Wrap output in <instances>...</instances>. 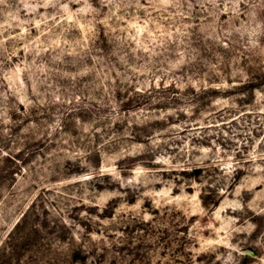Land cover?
Returning <instances> with one entry per match:
<instances>
[{"label": "rangeland", "instance_id": "1", "mask_svg": "<svg viewBox=\"0 0 264 264\" xmlns=\"http://www.w3.org/2000/svg\"><path fill=\"white\" fill-rule=\"evenodd\" d=\"M0 264H264V0H0Z\"/></svg>", "mask_w": 264, "mask_h": 264}, {"label": "trees", "instance_id": "2", "mask_svg": "<svg viewBox=\"0 0 264 264\" xmlns=\"http://www.w3.org/2000/svg\"><path fill=\"white\" fill-rule=\"evenodd\" d=\"M197 171H199V170H197ZM208 202L207 201H204V204H207Z\"/></svg>", "mask_w": 264, "mask_h": 264}]
</instances>
